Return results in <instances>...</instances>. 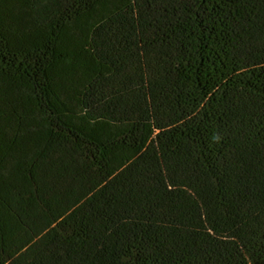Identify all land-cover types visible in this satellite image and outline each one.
I'll return each instance as SVG.
<instances>
[{
	"label": "trees",
	"instance_id": "trees-1",
	"mask_svg": "<svg viewBox=\"0 0 264 264\" xmlns=\"http://www.w3.org/2000/svg\"><path fill=\"white\" fill-rule=\"evenodd\" d=\"M0 264H264V0H0Z\"/></svg>",
	"mask_w": 264,
	"mask_h": 264
}]
</instances>
